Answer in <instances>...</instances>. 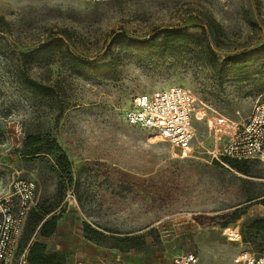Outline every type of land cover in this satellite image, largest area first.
I'll list each match as a JSON object with an SVG mask.
<instances>
[{
  "label": "rangeland",
  "instance_id": "374dc122",
  "mask_svg": "<svg viewBox=\"0 0 264 264\" xmlns=\"http://www.w3.org/2000/svg\"><path fill=\"white\" fill-rule=\"evenodd\" d=\"M163 29L194 42L168 48L164 33L144 42ZM69 53L111 61L116 73L79 71ZM176 85L195 99L187 156L124 119L134 96ZM256 101H264V0H0V194L24 179L35 184L33 205L58 203L56 233L42 241L65 264H166L187 252L196 264H232L239 252L264 253V233L249 229L264 218V161L234 168L207 152L209 122L240 123ZM27 133L57 141L71 182L47 157L22 158ZM83 222L135 239L97 244Z\"/></svg>",
  "mask_w": 264,
  "mask_h": 264
},
{
  "label": "built area",
  "instance_id": "2783aa9c",
  "mask_svg": "<svg viewBox=\"0 0 264 264\" xmlns=\"http://www.w3.org/2000/svg\"><path fill=\"white\" fill-rule=\"evenodd\" d=\"M104 2L110 0H90ZM227 3L228 0H219ZM195 99L184 87L170 86L134 96L124 111L125 121L133 126L158 131L187 156L192 151ZM213 146L207 151L212 160L224 165L225 159L264 161V101H256L242 122L215 119ZM36 187L32 181L16 179L10 189L0 194V264H9L17 250L25 216L33 206ZM23 258V254L20 260ZM192 252L174 256L166 264H196ZM232 264H264V253L239 252Z\"/></svg>",
  "mask_w": 264,
  "mask_h": 264
},
{
  "label": "trees",
  "instance_id": "16d2710c",
  "mask_svg": "<svg viewBox=\"0 0 264 264\" xmlns=\"http://www.w3.org/2000/svg\"><path fill=\"white\" fill-rule=\"evenodd\" d=\"M164 33V44L168 48H172L173 45L178 44L179 41L184 43H193V33H186L182 29H163L160 30L153 37L148 38L144 42L148 43L153 41L156 37ZM154 43V42H152ZM48 44H41L37 49H43ZM68 61L71 66L79 71L87 72L92 75H114L116 73V66L111 61L97 62L96 60H90L83 58L74 53L68 54ZM25 84L29 88H37L39 84L25 77ZM20 155L26 161H33L36 159L49 158L53 165L52 170L57 173L58 178L64 182L68 180L71 182L72 173L71 166L64 150L59 146L57 141L48 133H27L24 138V142L20 149ZM226 164L231 167L238 168V162L236 160L225 159ZM62 211L58 209V203H51L45 205L44 203L33 205L27 212L21 235L18 240L16 254L14 256L19 258L23 254V258L19 264H65V258L60 252H48L43 239L50 238L56 233L57 222L61 218ZM234 216L232 220L236 219ZM82 232L88 241L100 244L105 238L122 240L124 243L134 240L135 237H123L114 238L108 237V235L101 233L99 230L92 228L88 223L83 222L81 224ZM224 227L226 225H223ZM249 229L255 233H264V218L251 221ZM25 233L27 237L24 239V244H21V236ZM32 237V238H31ZM118 248L116 244L111 245ZM13 258V259H14Z\"/></svg>",
  "mask_w": 264,
  "mask_h": 264
}]
</instances>
